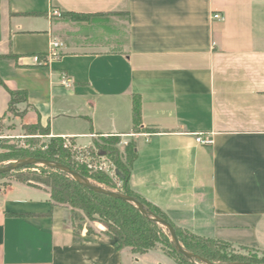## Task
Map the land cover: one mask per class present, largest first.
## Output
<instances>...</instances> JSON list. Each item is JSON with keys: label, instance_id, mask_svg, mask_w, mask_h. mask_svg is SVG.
<instances>
[{"label": "crops", "instance_id": "crops-1", "mask_svg": "<svg viewBox=\"0 0 264 264\" xmlns=\"http://www.w3.org/2000/svg\"><path fill=\"white\" fill-rule=\"evenodd\" d=\"M53 41L60 58L38 64ZM8 90L28 93L18 125L133 140L130 189L178 228L264 252V0H0V118ZM135 96L151 133L134 130ZM0 264L179 263L89 234L81 211L13 182L0 188Z\"/></svg>", "mask_w": 264, "mask_h": 264}, {"label": "trees", "instance_id": "trees-1", "mask_svg": "<svg viewBox=\"0 0 264 264\" xmlns=\"http://www.w3.org/2000/svg\"><path fill=\"white\" fill-rule=\"evenodd\" d=\"M72 16L75 20H86L90 18L89 16L83 15ZM8 92L10 95L8 112L17 115L18 105L28 104V93L22 90H8ZM4 118L5 117H2L0 120ZM133 123L135 132L139 133V128H141L142 125V102L139 96H135L133 100ZM25 129L33 132L36 131V129H39L44 133V135H50L49 128H43L41 124L29 125L26 126ZM127 153L129 155V164L124 163L120 159L116 160L117 167L122 173L120 182L122 183L124 193L140 201L153 215H156L171 223L176 230L181 245L186 251L198 255L204 259L214 261V258L219 256L220 250L228 248L232 245L224 241L203 238L178 228L159 207L146 201L133 190H131L129 187V180L132 167L138 155L136 145L134 143L130 144V147L127 149ZM108 156L112 157V154L109 153ZM37 157L65 164L78 172L80 175L86 178H91L97 184L103 185L104 188L109 191L110 189L116 188L113 180L107 174L100 172L89 176V171L85 166L75 167L68 163L67 159L69 158V154L68 151L63 147L62 138H52L47 149ZM45 167L46 168H41V174H25L22 173L21 170L16 171L19 172L16 180L31 187L39 188L37 185H33L32 182L44 184L45 186L50 187V198L54 205H65L74 209H79L89 220L92 221H94L95 216H99L101 222L106 226L107 230L102 232H94L91 228H89V234L106 235L114 238L116 239V244L118 247H129L136 254H144L153 249L152 247L154 244L152 240V232L160 225L145 217L135 205L122 199L92 191L76 182L71 176L61 171L58 173H48V170L53 171L56 169L47 166ZM31 168L34 167H27L25 169ZM171 246L175 253L189 261H192L180 253L173 243H171ZM169 256L173 258L171 255Z\"/></svg>", "mask_w": 264, "mask_h": 264}, {"label": "rangeland", "instance_id": "rangeland-1", "mask_svg": "<svg viewBox=\"0 0 264 264\" xmlns=\"http://www.w3.org/2000/svg\"><path fill=\"white\" fill-rule=\"evenodd\" d=\"M12 116L14 115L11 114L10 116L0 120V167H6L29 158H39L37 156H40L41 153L47 149L50 140L52 139L50 135H44V133L39 129H36V131L33 132L25 129V125L21 126L16 124ZM139 130V133L152 132L151 129L142 127L139 128ZM131 143H133V140L125 143L119 136L98 137L90 142L89 145H82L73 139H63V147L68 151L69 154L67 162L75 167L85 166L89 171V176L100 172L107 174L113 180L116 186V188L110 189V191L115 193H124L122 183L120 182V176L116 173L117 170L120 171L117 167L116 160L120 159L124 163L129 164V155L127 153V149L130 147ZM109 153L112 154V157L108 156ZM31 167L34 168L21 170L22 173L41 174V168H46L43 165H35ZM59 171L60 170H48V173H58ZM18 174L19 172H11L0 175V188H7L13 182H18L16 180ZM87 179H89L94 185L104 188L103 185L97 184L93 179ZM32 183L33 185H37V187H39L38 189L47 192L50 196V187H47L44 184H38L35 182ZM83 215L88 229L91 228L94 232H102L107 230L106 226L101 222L99 216H95L94 221H92L89 220L84 213ZM152 235L154 244L152 248L163 250L167 255H171L177 263L205 264L199 260H196L195 262L189 261L175 253L171 246L173 240L167 228L160 225L154 229ZM211 262L217 264H264V252L257 249H249L231 245L228 248L220 250L219 256L214 258V261Z\"/></svg>", "mask_w": 264, "mask_h": 264}, {"label": "water", "instance_id": "water-1", "mask_svg": "<svg viewBox=\"0 0 264 264\" xmlns=\"http://www.w3.org/2000/svg\"><path fill=\"white\" fill-rule=\"evenodd\" d=\"M35 165H43V166L54 168L56 170H60V171H62L64 173L72 176L73 179L76 182H78L79 184L83 185L84 187H86V188H88V189H90L92 191H95V192H98V193H101V194H104V195H107V196H111V197H114V198L122 199V200H124V201H126L128 203H131V204L135 205L145 217L151 219L155 223H157V224H159V225H161V226H163V227L168 229V231L170 232V235L172 237L173 243H174L176 249L180 253H182L183 255H185L187 258H189L190 260H192L194 262L196 260H199V261H202L205 264H217V263H213V262H211L209 260H206V259H204L202 257H199L198 255H195L193 253H190V252L186 251L184 249V247L181 245L180 241H179V238L177 236V233H176V230H175L174 226L171 223H169L168 221H166L165 219H162V218H160V217H158L156 215H153L136 198H134V197H132L130 195L124 194V193H115V192L109 191V190H107V189H105L103 187L94 185L93 183L90 182L89 179H87L84 176L80 175L78 172H76L75 170L71 169L70 167H68L66 165H63L61 163H57V162H54V161H50V160H45V159L29 158V159L22 160V161H19L17 163L8 165L6 167H0V174L16 172V171L25 169L27 167L35 166ZM116 173L120 177H122V174L120 173V171L117 170ZM233 264H250V263H233Z\"/></svg>", "mask_w": 264, "mask_h": 264}, {"label": "built area", "instance_id": "built-area-1", "mask_svg": "<svg viewBox=\"0 0 264 264\" xmlns=\"http://www.w3.org/2000/svg\"><path fill=\"white\" fill-rule=\"evenodd\" d=\"M61 16L60 12L56 9H52L48 12V17L54 18V17H59ZM214 19L216 20H221L223 19L221 14H215L213 16ZM60 43L57 41H53L52 45H51V50L49 51V53L47 54V56L43 59L42 57H35V61L38 64H50L52 61H55L57 59L60 58V52H59V47H60ZM65 85H69V81L65 80L64 81ZM196 141L198 144L203 145V146H210L214 143L213 139L210 137L205 136L203 133H199L196 134Z\"/></svg>", "mask_w": 264, "mask_h": 264}]
</instances>
